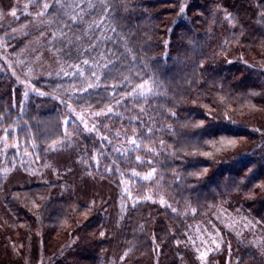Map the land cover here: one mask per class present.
I'll return each instance as SVG.
<instances>
[{
	"label": "trees",
	"instance_id": "obj_1",
	"mask_svg": "<svg viewBox=\"0 0 264 264\" xmlns=\"http://www.w3.org/2000/svg\"><path fill=\"white\" fill-rule=\"evenodd\" d=\"M186 2L185 18L173 22L180 0H90L92 8L82 19L66 26L71 35L84 39L75 43L82 47L89 45L91 35L102 33L103 48L117 52L122 61L110 71L102 70L107 71V78L102 76L99 87L73 93L88 105L121 101L116 107L120 115H113L109 121L123 122L138 134L142 126L135 117L143 106L147 109L144 126L154 128L152 138L144 140L145 150L139 152L153 149L147 154L153 157L151 166L138 168L136 152L126 159L110 149L99 154V175L116 184L130 169L147 173L155 167L153 179L171 200L169 205L147 200L128 207L120 246L128 250L134 264L147 260L152 264L157 257L162 264H179L174 238L184 234L188 221L203 219L220 205L243 207L264 226V0ZM105 4L110 14L101 10L104 19L97 28L93 18ZM53 10L50 7L43 17L50 31L53 16L59 12L56 7ZM60 46L63 49L64 42ZM142 68L143 79L160 81L161 94L136 103L128 93L142 82L136 76ZM73 77L82 82L81 77ZM71 79L47 74L36 83L45 91L57 92L72 83ZM22 104L21 86L10 75L0 74V140L18 119ZM61 112L55 99L32 94L19 117L25 123L17 120L22 126L19 135L32 133L38 138V155L43 151L45 135L50 142L63 135ZM201 121L203 125L197 126ZM99 144L94 139L85 141L89 156ZM158 148L163 151L154 156ZM204 152L209 155L200 154ZM109 167L111 172L106 170ZM6 207L16 219L13 232L19 230L24 237L43 231L46 242L56 244L71 230L80 233V249L65 264L98 263L104 219L99 211L76 198L71 183L15 188L6 198ZM188 208H194L195 213L189 214ZM226 254L225 250L216 257L224 261ZM237 254L240 258L236 264H263L242 247Z\"/></svg>",
	"mask_w": 264,
	"mask_h": 264
},
{
	"label": "rangeland",
	"instance_id": "obj_2",
	"mask_svg": "<svg viewBox=\"0 0 264 264\" xmlns=\"http://www.w3.org/2000/svg\"><path fill=\"white\" fill-rule=\"evenodd\" d=\"M55 1L43 0L51 6L52 12L55 7L59 11L53 16L50 31L43 18L50 8L44 12L40 0H9V2L0 0V74L10 75L23 90V104L17 120L25 123L24 118L19 117L23 116L30 96L44 93V96L55 99L62 107L59 116L63 134L58 138L59 140L53 141L60 145L56 151L49 150V145L53 142H50L45 135L42 142L44 147L40 155H38L41 149L37 145L38 138L32 133L26 136L19 135V129L22 126L17 123V120L7 128L8 133H4L0 140V264H65L72 261L74 252L80 249L79 243L83 240L80 233H74L71 230L69 235L60 237L56 244H52L51 241L46 242L43 231H37L35 236L24 237L23 232L19 230L13 232L16 219L6 207V198L15 188L60 181L71 183L76 198L81 203L99 211L104 219L100 231L104 233L103 236L100 235L103 246L101 257L96 264H134L132 260H129L131 256L128 250L121 249L120 246L128 207L147 200L161 203V199L164 201L163 204L169 205L171 200L164 191H161L155 179H142L146 174L142 173V169H135L141 174L139 177H131L133 169H130L127 174L121 175L118 184L99 175L101 162L99 154L110 149L117 157L126 159L135 153L121 155L113 150L121 148L123 151L122 146L125 144L123 139H117V134L120 137H123L125 133L131 136L135 130H128V126H125L123 122L111 123L109 120L113 119V115H94V113L106 111L109 106L116 105L117 101L105 105L97 102H93L97 103L95 105H88V101H83L81 97L73 93L87 88L89 83H95V81L92 80L86 68L82 69L84 71V76L81 77L82 82L76 81L73 77L76 76L73 75L75 68L69 65H75L78 61L72 62L75 60L66 58L63 51H58L62 49L60 43L63 33L67 34L63 36L64 44L68 39L81 44L84 39L76 40L79 34L71 35L66 29L70 23L63 18L67 20L75 13H72L71 9H62L57 3L55 4ZM62 1L80 4L82 11L77 9L79 13L77 19L92 8L88 6L91 5L90 0ZM180 1V11L176 12L173 22L185 18L181 8L185 11L188 5L186 0ZM99 7L98 17L93 18L95 25L100 24L104 19V16H100L102 6ZM13 9H16L15 17L11 15ZM39 12H44V15L38 16ZM90 37L102 40V33H94ZM102 45L103 43L100 44L98 51L104 50ZM76 47L85 49L89 45L83 47L76 45ZM75 54L73 51V57ZM82 58H89L90 63L92 62L90 57ZM97 71L101 72L102 69ZM65 73H69L68 77L73 78L71 79L73 82L65 85L63 91L57 87L58 93L51 90L45 91L36 83L38 78L47 74L66 76ZM149 83H151L150 80ZM157 91L159 92V89ZM65 104L69 107H65ZM114 111L117 113L116 107ZM78 117H83L88 127L95 125L94 131L87 132ZM69 119L73 123L71 127L66 128L64 121ZM49 124L51 127L53 122ZM104 137L112 143H107ZM88 139H94L96 143H100L94 146L96 150L90 156L85 146V141ZM102 148V151H97ZM162 151V148H158L153 155L160 156ZM139 152H136V156L140 155L145 161L153 160V157L147 156L148 152L143 154ZM97 161H99L98 164ZM137 166L142 168L144 165ZM187 210L191 215L195 213L194 208ZM230 236L237 238L239 242L232 241ZM173 243L179 264H236L240 258L237 253L241 247L251 251L264 264V226L243 207L230 209L220 205L205 218L188 221L184 234L181 237H175ZM225 250L227 254L222 261L216 255ZM201 253H204L203 259L200 258ZM211 256L214 258L210 259ZM147 261L142 264H148ZM152 264H162L161 257L152 260Z\"/></svg>",
	"mask_w": 264,
	"mask_h": 264
},
{
	"label": "snow or ice",
	"instance_id": "obj_3",
	"mask_svg": "<svg viewBox=\"0 0 264 264\" xmlns=\"http://www.w3.org/2000/svg\"><path fill=\"white\" fill-rule=\"evenodd\" d=\"M41 2V6L44 9V12H46L51 6L46 3L43 2V0H40ZM56 3L59 4V6L61 8H65V9H71L72 14L69 16V27H71V25H74L77 21L78 15L79 13L77 12V9H81L80 4L76 3V4H61L60 0H56ZM89 7H92V5H88ZM25 7H27V5H25ZM102 11L106 14H110V9L109 7L105 4L102 7ZM184 9L181 8V12L183 13ZM44 12H39L37 13L38 16H43ZM11 15L12 16H16V9H13L11 11ZM82 19V17H80ZM97 28L100 27L99 24L96 25ZM112 31H115V29H112ZM171 31V29L169 30ZM66 33L62 34V42H63V36H66ZM53 38L55 39V35L53 34ZM110 39V38H109ZM76 40H79V37L76 38ZM103 43L102 40H98V38L93 37L92 39L89 40V47L85 48V49H80L78 47H76L75 41L68 39L66 41V43L64 44V48L63 49H58V51H63L66 58L68 59H76L78 61V63H76L75 65H69V67H74L75 68V72L73 73V75H76L78 77H82L84 76V71L82 69L86 68L87 71L91 74V78L92 80L95 81V83H89L88 87L85 89H82V92H87L89 89H94L100 86V81L102 79V76L104 78H107V71H110L112 68H116L120 65V63H122V61L120 60V55L117 52H113L110 51L108 49H104L103 51H98V49L100 48V44ZM165 46H167V41H165ZM73 51H75V56L73 57ZM93 53H96V55H93ZM82 57H90L91 58V63H90V59L89 58H82ZM99 57V59L97 58ZM115 58V59H114ZM126 59V57H125ZM97 69H102V70H107V71H101L98 72ZM130 71V69H128ZM144 72V69H140V71H138L136 73V76L138 79L142 80V82L138 83L135 87H133L131 89V91L128 93L129 96L133 97L134 101L136 103H139L140 100H144L147 101L149 97L151 96H155L159 93L157 90L159 88L162 87L160 81L158 79L149 77V79H143L142 73ZM66 76L69 75V73H65ZM125 79L127 80V77H125ZM149 80L151 81V83H149ZM38 95H44V93H37ZM117 93H113V98H115V95ZM25 95L27 96V93H25ZM70 98V97H69ZM86 99V98H85ZM121 101H117L116 105L114 106H109L106 111L104 112H97L94 113V115H106V116H110V115H117L119 116V113H116L114 111L115 107H119L121 105ZM65 107H69L67 104H65ZM147 111L146 108H144L143 106L140 107L139 112L137 113V116L135 117V120L137 123H139L142 126V132L140 134H138L137 132L133 131L131 136H128L126 133L124 134L123 137H120L119 134H117V139H123V141H125V144L122 146L123 151L121 150V148H114L113 150L120 153L121 155H127L130 152H137V151H142L145 150L143 149V144H144V140L145 139H151L152 138V134L154 131V128L152 126H144V113ZM174 115V114H173ZM122 118V117H121ZM78 119L80 120V123L84 126V129L87 132H92L95 129V125H93L92 127H88L86 121L83 119V117H78ZM73 121L71 119L69 120H65L64 124L65 127H71ZM129 123H132V119L130 118ZM203 125V121L200 122L199 125L197 126H202ZM257 132H259V129H256ZM5 133H8V130H5ZM65 137H67V133H65ZM107 143L111 144V141H108L107 137L103 138ZM163 143V142H161ZM229 144H234L235 141H228ZM60 147V145H58L56 142H53V144L49 145V150L50 151H56L58 150V148ZM146 151L148 152H152V149H146ZM193 155H196L197 153H192ZM202 155H209V153L204 152V153H200ZM135 161L140 164V165H148L151 166L152 161H145L142 159V157L140 155L135 156ZM99 163V161H97V164ZM107 171L111 172L113 170L112 167H109L106 169ZM204 172H207V169H204ZM141 174L137 171H135V169L132 170L131 172V177H139ZM156 175V168L152 167L151 171L147 172L145 175H143L142 179L143 180H152L153 177ZM193 175H196V173H193ZM150 198V197H149ZM161 203L163 204L164 201L163 199H161ZM173 211H175V209H173ZM101 236L104 235V233H100ZM215 242V241H213ZM204 253H201V259H203Z\"/></svg>",
	"mask_w": 264,
	"mask_h": 264
}]
</instances>
